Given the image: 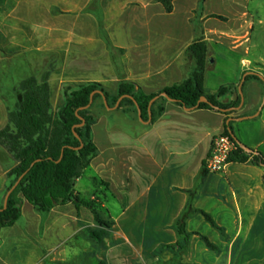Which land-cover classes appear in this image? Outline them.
Returning <instances> with one entry per match:
<instances>
[{
  "label": "crops",
  "instance_id": "obj_1",
  "mask_svg": "<svg viewBox=\"0 0 264 264\" xmlns=\"http://www.w3.org/2000/svg\"><path fill=\"white\" fill-rule=\"evenodd\" d=\"M244 1L219 0L221 7L234 6L235 16L242 21L238 20V29L229 34L234 51L241 53L233 82L209 88L210 81L224 70L210 48L212 37L222 32L216 25L204 30L208 45L206 94L215 95L229 87L222 100L240 104L224 111L188 110L169 101L165 114L156 121L150 119V112L147 120L139 114L120 127L110 117L101 119L92 131L98 153L77 180L76 194L85 199L96 192L95 179L110 184L111 198L106 205L112 208L116 227L108 232L104 247L95 250L93 239H89V248L83 247L88 234L76 208L74 212L66 210L71 204L42 214L24 200L18 221L10 227L0 226V264H131L130 255L142 264H158L152 245L170 241L177 244L174 264H264V211L259 209L264 208V165L251 160L231 163L223 175L205 169L214 137L223 134L230 123L240 147L264 155V56L258 54L264 51V42L252 41L258 31L253 21L246 23L253 15ZM212 6L207 0L206 15L214 13ZM251 53L253 59L248 58ZM184 80L174 79V85ZM142 90L147 95L157 94ZM15 161L9 154L5 161L0 158V193L7 185L8 171L17 165ZM114 208L121 212L113 213ZM202 212L211 215L219 228ZM180 220L185 221L189 235L178 232ZM203 237L217 250L210 249ZM71 240L75 241L74 254L68 257L66 246Z\"/></svg>",
  "mask_w": 264,
  "mask_h": 264
},
{
  "label": "rangeland",
  "instance_id": "obj_2",
  "mask_svg": "<svg viewBox=\"0 0 264 264\" xmlns=\"http://www.w3.org/2000/svg\"><path fill=\"white\" fill-rule=\"evenodd\" d=\"M206 2L178 0L173 12L167 13L156 0H6L0 5V132L8 126L10 113L21 104L20 85L30 77L40 82L48 78L54 116L62 112L70 93L89 83L102 85L111 97V108L117 104L114 99L121 83H134L140 91L143 88L146 92L160 94L165 86L174 85V79L180 82L191 75L195 61L187 47L199 38L204 39L205 27L214 25L222 33L220 37L218 34L212 37L210 48L223 63L224 70L210 81L209 88L233 82L241 66L238 59L241 53L234 51L229 34L235 32L236 25L242 21L235 16L234 6L221 7L219 0H209L214 13L206 15ZM244 4L253 15L245 19L246 23L253 21L258 31L252 41L264 42V0H245ZM220 10L224 15L218 14ZM258 54L264 56V51ZM248 58L253 59L254 55L251 53ZM169 101L164 96L154 101L153 121L165 114ZM92 105V131L101 119L110 117L120 127L125 120L137 119L139 115L129 104L120 109H108L104 97L93 100ZM7 154L14 159L0 143L3 161ZM8 174L7 185L0 193V207L14 181ZM95 182L96 192L85 199L80 197L79 204L69 202L59 206L71 204L66 210H77L84 220V232L88 234V238L82 240L83 247L89 248V239H93L97 245L93 248L98 250L104 247L110 237L108 232L115 230L116 224L110 213L112 208L106 205L111 198L110 184L98 179ZM76 183L77 180L75 194ZM259 209L264 211V208ZM113 211L116 214L121 209ZM242 211L246 213L248 209ZM180 224L184 225L183 235H189L184 220L178 221V232ZM216 228H219L217 224ZM74 242L71 240L66 246L68 257L74 254ZM210 243L214 248L205 242L210 249L217 250V246ZM176 246L174 241L158 247L152 245L156 263L174 264ZM135 259L130 255L131 264H142Z\"/></svg>",
  "mask_w": 264,
  "mask_h": 264
},
{
  "label": "trees",
  "instance_id": "obj_3",
  "mask_svg": "<svg viewBox=\"0 0 264 264\" xmlns=\"http://www.w3.org/2000/svg\"><path fill=\"white\" fill-rule=\"evenodd\" d=\"M5 1L0 0V5ZM156 1L167 13H172L177 0ZM188 54L195 61V69L183 82L164 88L160 94L151 95L140 91L134 83H121L114 103L123 96H132L142 111L144 120L149 118L151 101L162 93L186 108L198 105L202 97H206L208 103L199 104V109L222 111L238 106L240 101L229 104L222 100L229 87H222L215 95L206 94L205 75L208 58L206 41L203 38L196 40L189 46ZM20 88L23 93L22 102L10 113L8 126L0 132V143L8 148L18 163L8 174V177H14L11 187L26 174L10 196L8 207L0 211L2 227L13 226L18 221L24 200L41 213L50 212L55 207L69 202H81L80 197L75 194V182L88 168L98 149L92 138L93 105L86 110L79 109L89 105L91 95L96 91H103L109 106L113 105L110 95L101 84L89 83L70 93L62 112L59 116H54L48 78L45 77L40 82L37 78L30 77L21 83ZM99 98L103 96L97 93L94 100ZM134 100L124 98L119 109L129 104L138 110ZM83 120L85 124L80 126ZM230 130L231 123L226 124L224 134L234 139ZM75 132L80 139L75 136ZM229 160L231 163H246L251 160L258 166L264 165L263 154L247 153L240 146ZM202 214L216 227L211 215L205 212ZM184 232V225L180 224L179 233ZM203 239L210 248H214L206 237Z\"/></svg>",
  "mask_w": 264,
  "mask_h": 264
},
{
  "label": "built area",
  "instance_id": "obj_4",
  "mask_svg": "<svg viewBox=\"0 0 264 264\" xmlns=\"http://www.w3.org/2000/svg\"><path fill=\"white\" fill-rule=\"evenodd\" d=\"M237 142L230 136L217 135L212 141L210 153L205 162V169L211 174L223 175L229 165L231 155L238 150Z\"/></svg>",
  "mask_w": 264,
  "mask_h": 264
},
{
  "label": "water",
  "instance_id": "obj_5",
  "mask_svg": "<svg viewBox=\"0 0 264 264\" xmlns=\"http://www.w3.org/2000/svg\"><path fill=\"white\" fill-rule=\"evenodd\" d=\"M97 93H98V94H101V95L104 97L106 107H107L108 109H110V110H111V109H117V108L120 106V103H121V101H122L124 98H130V99L134 100V98H133L132 96H129V95L123 96V97H121V98L118 100L116 106H115L114 108H111V107L108 105V101H107V98L105 97L104 92H103V91H96V92L92 93V95H91V100H90L89 105L86 106V107H84V108L79 109V111H80V110H86V109H89V108L91 107L92 103H93L94 96H95ZM160 96H164V97L168 98L169 100L174 101L173 99L169 98V96H168L167 94H165V93H162ZM160 96H158V97H156L155 99H153V100L151 101V103H150V107H149V109H150V119L152 118V116H151V107H152L154 101H155L157 98H159ZM134 101H135V100H134ZM201 103H208V99H207L206 97H202V98L200 99L198 105H196V106L193 107V108H186V109L190 110V109L197 108V107L199 106V104H201ZM135 104H136L137 107H138V110H139V114H140V116H142V111L140 110V108H139V106H138V104H137L136 101H135ZM223 111H224V110H223ZM84 124H85V121L83 120V124L80 125V126H83ZM75 136H76L78 139H80V136H79L76 132H75ZM82 147H83V143H81V147H80V148H82ZM80 148H79V149H80ZM242 148H243L247 153H253V151L250 150V149H248L247 147H243V146H242ZM25 174H26V173H25ZM25 174H23V175L18 179V181H17V182H16V183H15V184H14V185L8 190V192H7V194H6V197H5V201H4V207H3V208H0V211H3V210H5V209L8 207V202H9V198H10V196L12 195V193L14 192V190L17 188V186L19 185V183L21 182V180L24 178Z\"/></svg>",
  "mask_w": 264,
  "mask_h": 264
}]
</instances>
